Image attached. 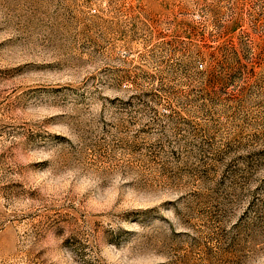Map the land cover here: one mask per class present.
Here are the masks:
<instances>
[{"label": "rangeland", "instance_id": "1", "mask_svg": "<svg viewBox=\"0 0 264 264\" xmlns=\"http://www.w3.org/2000/svg\"><path fill=\"white\" fill-rule=\"evenodd\" d=\"M0 264H264V0H0Z\"/></svg>", "mask_w": 264, "mask_h": 264}]
</instances>
